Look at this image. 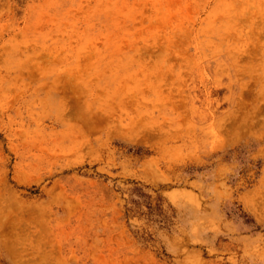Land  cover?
Segmentation results:
<instances>
[{
    "label": "rangeland",
    "instance_id": "374dc122",
    "mask_svg": "<svg viewBox=\"0 0 264 264\" xmlns=\"http://www.w3.org/2000/svg\"><path fill=\"white\" fill-rule=\"evenodd\" d=\"M0 264H264V0H0Z\"/></svg>",
    "mask_w": 264,
    "mask_h": 264
}]
</instances>
